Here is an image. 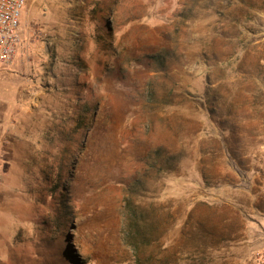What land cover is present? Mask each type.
Instances as JSON below:
<instances>
[{
    "label": "rangeland",
    "instance_id": "rangeland-1",
    "mask_svg": "<svg viewBox=\"0 0 264 264\" xmlns=\"http://www.w3.org/2000/svg\"><path fill=\"white\" fill-rule=\"evenodd\" d=\"M20 31L0 264H137L134 196L170 213L145 264H259L264 0H28Z\"/></svg>",
    "mask_w": 264,
    "mask_h": 264
},
{
    "label": "trees",
    "instance_id": "trees-1",
    "mask_svg": "<svg viewBox=\"0 0 264 264\" xmlns=\"http://www.w3.org/2000/svg\"><path fill=\"white\" fill-rule=\"evenodd\" d=\"M154 155L157 158H161V151H154ZM165 162L176 161L178 156L167 153L164 155ZM174 167L168 169V172H173ZM135 187H145L142 181H136ZM56 191H60L59 188ZM162 206L157 205V203L152 202L147 204L139 196H134V204L128 205V209L125 215V227L127 240L133 244L134 251L136 253L137 264H145L143 257L141 256V251L144 245H160L162 242V237L159 235L163 234L168 228V222L170 213H166Z\"/></svg>",
    "mask_w": 264,
    "mask_h": 264
},
{
    "label": "built area",
    "instance_id": "built-area-1",
    "mask_svg": "<svg viewBox=\"0 0 264 264\" xmlns=\"http://www.w3.org/2000/svg\"><path fill=\"white\" fill-rule=\"evenodd\" d=\"M28 0H0V68L13 64L22 43L20 19ZM264 264V247L258 254Z\"/></svg>",
    "mask_w": 264,
    "mask_h": 264
},
{
    "label": "crops",
    "instance_id": "crops-1",
    "mask_svg": "<svg viewBox=\"0 0 264 264\" xmlns=\"http://www.w3.org/2000/svg\"><path fill=\"white\" fill-rule=\"evenodd\" d=\"M16 58H17V62L15 61V63L12 66H2L0 68V91L1 92L8 88V85H10L9 81L12 79L14 71L17 70L16 64H18V55Z\"/></svg>",
    "mask_w": 264,
    "mask_h": 264
}]
</instances>
